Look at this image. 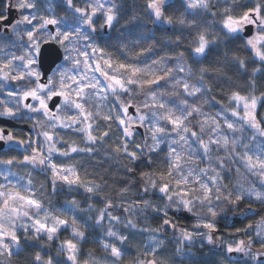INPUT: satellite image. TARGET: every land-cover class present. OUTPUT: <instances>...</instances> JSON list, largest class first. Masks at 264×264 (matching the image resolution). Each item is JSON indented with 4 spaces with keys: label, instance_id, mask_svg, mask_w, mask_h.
I'll list each match as a JSON object with an SVG mask.
<instances>
[{
    "label": "snow or ice",
    "instance_id": "6c2138e0",
    "mask_svg": "<svg viewBox=\"0 0 264 264\" xmlns=\"http://www.w3.org/2000/svg\"><path fill=\"white\" fill-rule=\"evenodd\" d=\"M179 4L0 0V264H264V0Z\"/></svg>",
    "mask_w": 264,
    "mask_h": 264
},
{
    "label": "trees",
    "instance_id": "16d2710c",
    "mask_svg": "<svg viewBox=\"0 0 264 264\" xmlns=\"http://www.w3.org/2000/svg\"><path fill=\"white\" fill-rule=\"evenodd\" d=\"M143 2V0H135V3L137 4H141ZM124 3V12L127 13V15L125 16V19H130L131 15L133 12L137 11V9L134 7V0H123ZM170 3L172 5L175 6L176 9L180 8V4H179V0H171ZM172 7H170L168 9V12H172ZM139 19H143L142 17H140ZM124 25V20H121L120 24L116 26V30L115 32H113V35L118 34V32L120 31V29L123 27ZM149 28L152 27L151 24L147 25ZM99 27V25H98ZM261 114L264 115V109H261ZM17 134H20L19 132H17ZM91 170V169H90ZM103 171V170H100ZM34 179L37 181V178L34 177ZM38 184V183H37ZM48 193L51 194L50 192V188L48 189ZM53 201L56 200V198H54L53 196L51 197ZM61 200V199H60ZM233 218V217H240L239 213H228L227 217L225 219H222L219 221L218 223V229L219 231L217 232L218 235L222 236L223 238H225L226 240L229 241V239H232V237L229 235L230 232L234 233L236 228H243L248 221L244 220L242 217L239 223L230 225V226H225V223L228 221L229 218ZM181 222H184L185 225H182ZM193 219L191 218L188 221H185L183 219H180L178 221L179 225L181 227H186V228H191L192 224H193ZM238 235V234H237ZM166 240H171L170 237L166 238ZM91 247V245H86L85 246V252H87L88 248ZM211 246H202L200 243H196L195 247L192 249V253L193 256L196 260L200 261L201 264H204L205 261H207V264H211L212 260L214 259V257H212L209 254V248ZM167 252L172 254L173 257L175 258V260L177 261V264H179V261L181 258L178 257V255L175 254V246L173 243L169 244L167 246ZM127 259V258H126ZM12 264H22V261H12Z\"/></svg>",
    "mask_w": 264,
    "mask_h": 264
},
{
    "label": "flooded vegetation",
    "instance_id": "af4514ba",
    "mask_svg": "<svg viewBox=\"0 0 264 264\" xmlns=\"http://www.w3.org/2000/svg\"><path fill=\"white\" fill-rule=\"evenodd\" d=\"M13 130H17V129H13ZM24 132H25V131H24ZM25 133H26V132H25ZM36 178H37V181H38L37 187H39V184H40V183H44V182H45V177H44L43 175L36 176ZM50 192H51V189H50ZM53 197L56 198L55 196H53ZM60 199H61V202H63V197H62V196L60 197ZM181 219H182V218H181ZM235 219H238V221L234 223V217H233V218L230 217V218L228 219V221L225 223V226H230V225H233V224L239 223L240 220H241L240 217H235ZM181 224H182V225H185L184 222H181ZM218 231H219V229H218ZM218 231H217V232H218ZM216 234H217V233H216ZM216 234H214V235H216ZM241 237H243V233L238 234V238H241Z\"/></svg>",
    "mask_w": 264,
    "mask_h": 264
},
{
    "label": "water",
    "instance_id": "95a60500",
    "mask_svg": "<svg viewBox=\"0 0 264 264\" xmlns=\"http://www.w3.org/2000/svg\"><path fill=\"white\" fill-rule=\"evenodd\" d=\"M5 123H7V122H5ZM13 129H23L25 132L28 131V127L26 125H13ZM182 219L185 220V221H188L191 218L188 217L187 214H186L185 217L182 218ZM237 221H238V219H235V222H237Z\"/></svg>",
    "mask_w": 264,
    "mask_h": 264
},
{
    "label": "rangeland",
    "instance_id": "374dc122",
    "mask_svg": "<svg viewBox=\"0 0 264 264\" xmlns=\"http://www.w3.org/2000/svg\"><path fill=\"white\" fill-rule=\"evenodd\" d=\"M171 1V0H170ZM216 235H218V234H216ZM170 236H168V237H165V238H169ZM170 239H171V241H172V243L174 244V246L176 247V240H175V238H172V237H170ZM231 240L232 239H229V242H231ZM197 243H199V242H197ZM179 258H181L180 256H178Z\"/></svg>",
    "mask_w": 264,
    "mask_h": 264
}]
</instances>
